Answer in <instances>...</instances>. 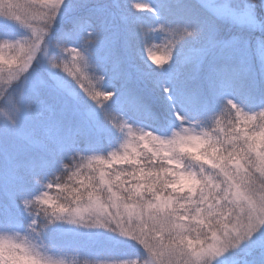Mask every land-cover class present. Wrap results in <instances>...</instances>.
Listing matches in <instances>:
<instances>
[{
	"label": "snow or ice",
	"instance_id": "obj_1",
	"mask_svg": "<svg viewBox=\"0 0 264 264\" xmlns=\"http://www.w3.org/2000/svg\"><path fill=\"white\" fill-rule=\"evenodd\" d=\"M10 25L5 264H264V0H0Z\"/></svg>",
	"mask_w": 264,
	"mask_h": 264
},
{
	"label": "clouds",
	"instance_id": "obj_2",
	"mask_svg": "<svg viewBox=\"0 0 264 264\" xmlns=\"http://www.w3.org/2000/svg\"><path fill=\"white\" fill-rule=\"evenodd\" d=\"M23 236H24V233L22 231L20 232L19 237L14 236V234L8 230L0 231V237H5V238L10 237V238L16 239L18 242ZM40 251H42V250H40ZM11 252H12L11 249L7 250L8 255H11ZM5 254L6 253H5L4 247L2 245H0V256H4ZM0 264H5V261L0 259ZM15 264H35V262L30 260V259H27L25 257H18L15 261Z\"/></svg>",
	"mask_w": 264,
	"mask_h": 264
},
{
	"label": "trees",
	"instance_id": "obj_3",
	"mask_svg": "<svg viewBox=\"0 0 264 264\" xmlns=\"http://www.w3.org/2000/svg\"><path fill=\"white\" fill-rule=\"evenodd\" d=\"M136 1H138V0H136ZM22 33H23L22 28H14V27L7 26V28L5 29L3 27H0V38H4L5 36L12 37L14 35H20ZM5 54L10 55L11 53L7 49H5ZM50 241L51 242L46 241V243H48V244L53 243L52 237H50ZM118 250L119 251H129L130 249H128L126 246L122 245V246H120V248ZM69 259H79V258L78 257H69Z\"/></svg>",
	"mask_w": 264,
	"mask_h": 264
},
{
	"label": "rangeland",
	"instance_id": "obj_4",
	"mask_svg": "<svg viewBox=\"0 0 264 264\" xmlns=\"http://www.w3.org/2000/svg\"><path fill=\"white\" fill-rule=\"evenodd\" d=\"M133 2H143V0H138V1L134 0ZM10 27L20 28V27L15 26V25H10ZM156 42H157V43H161V42H162V39H161V40H157ZM3 230H9V229H8V227H7L6 225L0 223V231H3ZM50 237H52V236H51V234L49 233L48 237H47L46 240H45V243H46V241L51 242V241H50ZM46 244H48V243H46ZM129 251H130V250H129ZM130 259H135V257H134V256H133V257H130Z\"/></svg>",
	"mask_w": 264,
	"mask_h": 264
}]
</instances>
